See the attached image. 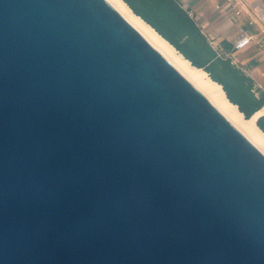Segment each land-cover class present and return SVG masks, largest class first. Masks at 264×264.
<instances>
[{
	"label": "water",
	"instance_id": "obj_1",
	"mask_svg": "<svg viewBox=\"0 0 264 264\" xmlns=\"http://www.w3.org/2000/svg\"><path fill=\"white\" fill-rule=\"evenodd\" d=\"M0 264H264V154L105 0H0Z\"/></svg>",
	"mask_w": 264,
	"mask_h": 264
},
{
	"label": "crops",
	"instance_id": "obj_2",
	"mask_svg": "<svg viewBox=\"0 0 264 264\" xmlns=\"http://www.w3.org/2000/svg\"><path fill=\"white\" fill-rule=\"evenodd\" d=\"M173 1L203 37L211 54L206 66L216 73L215 65L220 61L232 66L243 81L242 86H237L230 78L219 75L223 88L226 86L236 103L252 115L264 109V44L254 40L243 49L234 48L236 38L243 32L258 40L264 38V0ZM236 11L241 12L236 16ZM262 118L264 114L259 119Z\"/></svg>",
	"mask_w": 264,
	"mask_h": 264
},
{
	"label": "bare ground",
	"instance_id": "obj_3",
	"mask_svg": "<svg viewBox=\"0 0 264 264\" xmlns=\"http://www.w3.org/2000/svg\"><path fill=\"white\" fill-rule=\"evenodd\" d=\"M153 47H155L211 104L235 126L258 150L264 154V132L257 121L264 109L247 119L239 107L232 103L221 84L202 68L194 66L151 25L136 15L124 0H105Z\"/></svg>",
	"mask_w": 264,
	"mask_h": 264
},
{
	"label": "rangeland",
	"instance_id": "obj_4",
	"mask_svg": "<svg viewBox=\"0 0 264 264\" xmlns=\"http://www.w3.org/2000/svg\"><path fill=\"white\" fill-rule=\"evenodd\" d=\"M154 2L157 8L148 6L146 8V12H148L150 17L174 42L180 44L183 41L184 35H186L189 30L191 32L190 26L186 23L187 20L185 16L176 5H169V3H165V1L162 0H155ZM139 4L144 3L139 2ZM192 38L193 41L186 42L185 44L180 46L182 47L184 52L192 57L197 65L201 66V68H203L205 71H209L207 67H204V65H206L211 57L210 52L206 49L204 41L197 33H194L192 35ZM179 52L182 53L181 51ZM215 66L216 76L221 75L226 79L230 78L233 81L234 85L237 84V86H242L243 81L239 79V74L232 66L221 63L220 61H217Z\"/></svg>",
	"mask_w": 264,
	"mask_h": 264
},
{
	"label": "trees",
	"instance_id": "obj_5",
	"mask_svg": "<svg viewBox=\"0 0 264 264\" xmlns=\"http://www.w3.org/2000/svg\"><path fill=\"white\" fill-rule=\"evenodd\" d=\"M129 6L130 8L134 11V13L136 15H138L139 17H141L145 22H147L149 25H151L162 37H164L167 41H169L177 50L181 51L182 54H184V56L190 60L192 62V64L198 68H201V66L197 65L194 60L192 59V57L187 54L186 52H184V50L182 49V45L185 44L186 42H190V41H193V38H192V35L194 33H197L201 38L202 40L204 41L203 37L200 35V33H198V31L196 29H194V27L192 26V24L190 23V21L186 18V23L190 26L191 28V32L189 30V32L184 35V37L186 36H189L188 39H185L183 38V41L180 43V44H177L176 42H174L163 30L162 28H160V26L150 17V15L148 14V12H146V8L148 6H151L152 8H157V6L155 5V0H124ZM162 1H165V3H169L170 4H173V5H176L175 2L173 0H162ZM139 2H143L144 4H139ZM177 6V5H176ZM181 45V46H180ZM204 45H205V42H204ZM206 46V45H205ZM208 50V48H206ZM209 51V50H208ZM204 67H207L206 65H204ZM209 71H206L213 80H215L216 82H218L219 84H222L219 80H218V77L215 75L214 72H212L210 70L209 67H207ZM203 69V68H202ZM223 87V86H222ZM224 90L227 94V97L231 100L232 103L236 104L239 109L241 110V112L244 113L245 117L247 119H249L251 116H252V113L248 112L246 110V108L241 105V104H237L236 101L234 100V98L230 95L229 93V90L226 88V86H224ZM255 114V113H254ZM253 114V115H254ZM257 124L258 126L261 128V130L264 132V118L262 119H258L257 121Z\"/></svg>",
	"mask_w": 264,
	"mask_h": 264
},
{
	"label": "built area",
	"instance_id": "obj_6",
	"mask_svg": "<svg viewBox=\"0 0 264 264\" xmlns=\"http://www.w3.org/2000/svg\"><path fill=\"white\" fill-rule=\"evenodd\" d=\"M232 1V0H229ZM241 11H236V16L240 14ZM254 40H257L259 44H264V38L256 39L254 35H247L245 32L241 33L234 42V48L240 50L250 45Z\"/></svg>",
	"mask_w": 264,
	"mask_h": 264
}]
</instances>
